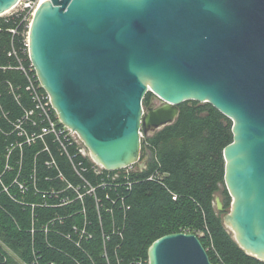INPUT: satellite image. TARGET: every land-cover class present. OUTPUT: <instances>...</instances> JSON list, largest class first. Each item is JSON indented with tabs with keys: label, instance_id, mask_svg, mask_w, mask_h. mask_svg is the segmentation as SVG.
I'll return each instance as SVG.
<instances>
[{
	"label": "water",
	"instance_id": "water-1",
	"mask_svg": "<svg viewBox=\"0 0 264 264\" xmlns=\"http://www.w3.org/2000/svg\"><path fill=\"white\" fill-rule=\"evenodd\" d=\"M19 1L0 0V16ZM28 45L58 120L105 171L143 169L140 133L174 123L184 102L228 118L223 223L264 262V0H47ZM148 92L160 103L145 113ZM147 258L213 264L200 239L182 232L155 240Z\"/></svg>",
	"mask_w": 264,
	"mask_h": 264
},
{
	"label": "trees",
	"instance_id": "trees-1",
	"mask_svg": "<svg viewBox=\"0 0 264 264\" xmlns=\"http://www.w3.org/2000/svg\"><path fill=\"white\" fill-rule=\"evenodd\" d=\"M16 27L19 34L12 36L8 30ZM0 29V264H75L70 258L81 264H91L89 257L95 264H104L99 256L101 243L97 230L93 243H83L86 252L62 236L72 225L83 222L78 213L81 203L60 205L63 199H73L76 195L65 189L66 183L59 174L83 190L84 182L75 174L73 163L86 168L84 178L92 186L108 184L96 190L102 204L106 203L103 200L105 192L115 196L116 186L125 194V204L129 207L125 219L118 206L113 212L117 227L123 228L119 255L126 260L147 259L149 246L165 235L181 232L195 235L201 231L205 236L199 239L213 264L218 262L215 253L224 264H264L237 245L214 207L218 194L223 198L225 210L231 203L224 186L223 158L224 148L233 141L232 122L228 118L208 103L184 102L179 106L174 123L152 134L144 133L141 159L145 167L142 170L133 165L135 170L130 171L126 179L122 174L114 177L119 171L97 173V166L81 154L82 147L76 143L68 148L72 156L70 161L59 151L53 136L27 144L25 138L17 134L12 122L21 119L24 111L31 110L33 105L26 91V79L15 69L16 61L8 53L12 41L18 50H23L26 29L17 17L0 19ZM154 98L150 92L144 96L146 110ZM38 127L25 125L29 134L39 133ZM45 146L50 152L44 150ZM51 157L58 169L45 166ZM155 172L164 174L163 178L148 180ZM21 182L28 188L24 193L17 184ZM126 182L131 183L129 192L123 190ZM53 190L60 193L49 194ZM42 193H48L46 200ZM171 194L177 196L175 201ZM85 205L87 215L97 226L94 198L86 196ZM102 214L108 228L110 214L104 210ZM47 225L49 231L45 233L43 228ZM117 242L119 238L113 237L109 246L111 256ZM210 244L215 252L208 250Z\"/></svg>",
	"mask_w": 264,
	"mask_h": 264
},
{
	"label": "built area",
	"instance_id": "built-area-1",
	"mask_svg": "<svg viewBox=\"0 0 264 264\" xmlns=\"http://www.w3.org/2000/svg\"><path fill=\"white\" fill-rule=\"evenodd\" d=\"M40 2L41 0H20L19 3L11 11L0 16V19H4V20H7L9 17H17L20 20V24H23L24 28L26 29V32L24 34L25 39L23 42V46H24L23 50L22 51L18 50L15 47L14 42L12 41L11 49L8 53V56L13 57L15 59L16 61L15 69L20 71L21 74L26 79V82H27L26 91L32 102L33 108L28 111L25 110L24 116L21 119L17 120L16 122H12V125L14 129L17 131V134L25 138V143L27 144L33 143L36 139L42 140L45 136H48V135L53 136V142H56V144L58 145L59 151L62 154L67 155L68 159L72 161V156L69 155L68 148L74 143L78 144L79 146L83 144L75 132H72L70 129L63 126L58 120L56 112L51 105L50 98L48 94L41 87L38 81V78L36 76V73L34 71V68L29 59L28 30H29V26L31 24L33 15L36 9L38 8V6L40 5ZM8 31L12 34V36H18L19 34L18 27L10 29ZM10 88L13 91V87L10 86ZM16 99H18V97ZM26 124H30L33 127L39 126L38 128L40 132L29 134L25 128ZM140 136L142 137V133H140ZM18 146L20 147L21 144H19ZM83 148L84 146L82 147V149H80V152L82 155L86 156ZM44 150L47 152H50L47 146L44 147ZM45 166L48 169H53V168L58 169L52 157L49 161L45 163ZM96 166H97V170L95 171L97 173H99L101 170H104L100 166L98 165ZM72 167H73L75 174L84 182V186H82L83 190L80 189V186H73L72 184H70L69 182L65 180L62 174H59L58 177L62 180V182L66 183L65 189L72 190L76 195L73 199H70V198L63 199L60 202V205H69L73 202L81 203V210L78 213L82 215L83 222L81 225H77V224L72 225L71 230L67 232L66 234H62V236L67 241L74 244L75 247L84 251L83 243L84 242L93 243L94 242L93 240L96 235V230H97L100 236L99 240L101 243L99 256L104 264H149L148 258L147 259L137 258L135 260L128 261L119 255V252L122 247L123 228L117 227L113 208L115 206L119 207V209L123 212L122 219L124 220L126 216L125 212L129 208L125 204V194L121 192V190H119V188H117L116 186L117 191L115 192V196L112 197L110 194H108V192H105L103 200L106 203L102 204V198H98L96 190L98 188L104 189L105 187L108 186V184L103 182L99 184L98 186H92L84 178V173L86 172V168H83L80 164H74V163L72 164ZM132 167L133 165L130 167L121 169V170H117L119 172L114 174V177L119 178L120 175L122 174L124 175V178L126 179L130 171L135 170ZM136 168L139 170H142L137 165H136ZM163 175H160L158 172H155V174L148 177V180H161L163 178ZM46 180H49V178H46ZM17 184L23 193L28 190V188L24 185V183L21 182ZM33 186L35 188V179L33 180ZM123 190L126 192H129L131 190V183L126 182L123 186ZM36 191L38 193V190ZM58 193L55 192L54 190L49 192V194L51 195H56ZM46 194L48 193H42V198L44 200H46ZM86 196L94 198L95 210L97 213L96 215L97 226L92 221V219H90V217L87 215V208L85 205ZM171 198L173 201H175L177 196L175 194H171ZM44 205L47 206L46 204ZM102 210L110 214L111 222L108 228L105 227L104 225ZM56 219L58 221H62L61 217H57ZM43 231L45 233L49 231L48 225L44 226ZM32 232H34V230H32ZM113 237L119 238V242L114 244L113 249H112L113 256H111L109 246L112 242ZM209 249L215 252L213 244H210V246L208 247V250ZM215 256L218 261L217 264H224L221 258L217 255V253H215ZM70 259H72L75 264H81L80 261L74 258H70ZM89 259L91 261V264H95L94 260H92L90 257ZM35 261L36 263H38V260H35ZM49 264H56V263L50 262Z\"/></svg>",
	"mask_w": 264,
	"mask_h": 264
},
{
	"label": "rangeland",
	"instance_id": "rangeland-1",
	"mask_svg": "<svg viewBox=\"0 0 264 264\" xmlns=\"http://www.w3.org/2000/svg\"><path fill=\"white\" fill-rule=\"evenodd\" d=\"M159 103H160L159 99H157V98L155 97L154 100H153V105H158ZM144 112L147 113V110H146L145 107H144ZM141 133H142V137H141V141H142L143 138H144V133H143V132H141ZM81 146L83 147V145H81ZM83 150H84L85 155L88 156V151L85 150V148H83ZM88 158H89V157H88ZM140 162H142V159H140ZM137 166H138V165H137ZM216 198H217V199L220 201V203L222 204V208H223V210H219V209H218V206H217L216 201H214V207H215L216 211L219 212L221 218H223L224 215L230 211L231 203H230V208H229L228 210H225L224 207H223V198L221 197V195H220V194L216 195ZM216 198H215V199H216ZM184 233H186V232H184ZM189 234H190V233H189ZM195 235H196L198 238H202V237L205 236V234H204L203 232H201V231H200V232H197Z\"/></svg>",
	"mask_w": 264,
	"mask_h": 264
},
{
	"label": "bare ground",
	"instance_id": "bare-ground-1",
	"mask_svg": "<svg viewBox=\"0 0 264 264\" xmlns=\"http://www.w3.org/2000/svg\"><path fill=\"white\" fill-rule=\"evenodd\" d=\"M45 1H47V0H41L40 4L43 3V2H45Z\"/></svg>",
	"mask_w": 264,
	"mask_h": 264
}]
</instances>
